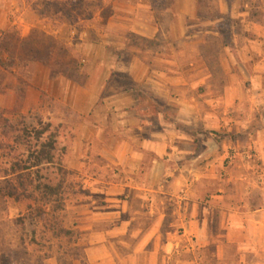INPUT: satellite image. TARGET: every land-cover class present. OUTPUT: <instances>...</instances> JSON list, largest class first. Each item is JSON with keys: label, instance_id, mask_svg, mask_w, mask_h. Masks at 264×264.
I'll list each match as a JSON object with an SVG mask.
<instances>
[{"label": "crops", "instance_id": "1", "mask_svg": "<svg viewBox=\"0 0 264 264\" xmlns=\"http://www.w3.org/2000/svg\"><path fill=\"white\" fill-rule=\"evenodd\" d=\"M233 6L220 0L210 19L198 0L176 2L169 52L157 58L125 62L112 49L109 85L127 75L147 100L123 87L99 105L95 93L76 101L88 112L67 164L85 192L68 209L88 264H264V81L252 64L264 22L249 3ZM227 15L228 46L209 30ZM132 32L155 40L159 28L144 20ZM96 105L104 112L91 115ZM93 154L108 161L103 172Z\"/></svg>", "mask_w": 264, "mask_h": 264}, {"label": "rangeland", "instance_id": "2", "mask_svg": "<svg viewBox=\"0 0 264 264\" xmlns=\"http://www.w3.org/2000/svg\"><path fill=\"white\" fill-rule=\"evenodd\" d=\"M178 1L181 2L0 0V48L3 50L0 54L6 65H0V185L3 188L9 189L11 185L10 180H3L5 171L25 166L27 161L32 164L45 156L47 159L52 157L56 167L62 166L63 178L55 170L42 171L40 175L64 180L65 212L60 210L59 213H65L66 229H74L77 220L73 210L68 208H72L74 198L83 196L85 190L80 188L82 176L69 169L67 162L74 157L70 154L75 142L74 131L82 124L77 116L88 112L86 107L81 112L82 106L76 101L81 104L82 100L90 98V93H95L97 95L91 100L99 99V105L110 93L120 92L130 84L113 75V83L109 85L107 69L114 64L117 53L112 49L116 48L118 56L125 62L138 54L153 59L161 51L169 52V39L173 37V9ZM219 1L198 0V16L216 18L215 7ZM226 1L234 5L236 14L240 13L241 4L249 3L251 15L264 22V0ZM224 18V26L220 28L227 35L224 42L228 46L231 44V22L228 15ZM144 20L158 26L155 40H142L132 32ZM237 25L241 33L242 26ZM217 49L212 47L209 50ZM254 60L252 64L258 65L264 81V56H257ZM81 90L86 91V95H80L78 91ZM96 106L91 115L104 112ZM51 135L54 136V149L49 146ZM89 156H94L93 167H101L103 172L108 161L95 154ZM48 166L45 164L44 168ZM16 178L11 179L15 185ZM20 213H26L24 205L21 207L0 197V264L2 258L3 264H40L42 261L44 264H60L58 256L63 251H59V244H47L42 237V228L37 230L34 239L28 236L25 246L19 241L17 230L21 229H17L13 220ZM25 226L27 233H33L28 223ZM86 243L82 235L77 245L72 239L63 241L69 264H88ZM119 252L122 254L121 250ZM49 254L51 258L45 259Z\"/></svg>", "mask_w": 264, "mask_h": 264}, {"label": "trees", "instance_id": "3", "mask_svg": "<svg viewBox=\"0 0 264 264\" xmlns=\"http://www.w3.org/2000/svg\"><path fill=\"white\" fill-rule=\"evenodd\" d=\"M222 26H224V23H222ZM209 30L218 31L221 36V40L224 42L227 35H224L222 28L218 27L216 29L212 28ZM1 46L2 41L0 40V47ZM1 51L3 52L0 48V53ZM1 54L0 65L4 67L6 65L3 62ZM114 76L117 77V80L121 81V79H125L130 83L128 86L124 87L125 90H137L141 100H147V96L137 89L136 84H134L127 75L118 74ZM49 138L52 141L49 146L53 147L54 136L51 135ZM52 149H54V147ZM40 154L45 156L44 152H41ZM45 164H48L49 166L44 168ZM48 170H55L57 175L62 178L65 173L61 165L56 167L54 165L53 158L50 157L47 159L46 156L38 162L30 164L27 161L25 166L12 168L8 172L5 171L3 180H10L8 183L11 185H9V189L3 188L0 185V196L9 202H13L15 205L21 207L24 205L25 207L26 213H20L19 216L13 220L17 229H21L17 230V236H19V241L24 244L23 246L26 245L28 236L34 239L37 235V230L42 228V237L47 240V244H59V251H63V253L58 256L60 264H69V255L63 250V241L66 238L72 239L77 245L81 233L75 229V227L74 229H66L64 223L65 213H62V215L59 213L60 210L65 212V199L63 195L64 180L52 179V177L44 178L40 175L42 171L48 172ZM15 177H17L15 180L17 183L16 185L13 184L14 180H11ZM26 223H28V226L32 229L33 233H27L25 226ZM17 236H15L16 239ZM51 256L52 255L49 254L45 257V259L51 258ZM1 260L3 264V258ZM40 264H44L43 261Z\"/></svg>", "mask_w": 264, "mask_h": 264}]
</instances>
